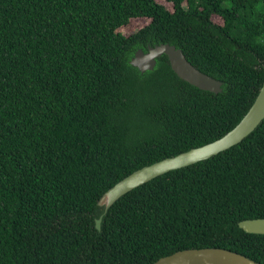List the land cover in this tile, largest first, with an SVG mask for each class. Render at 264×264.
I'll return each mask as SVG.
<instances>
[{
    "label": "trees",
    "instance_id": "1",
    "mask_svg": "<svg viewBox=\"0 0 264 264\" xmlns=\"http://www.w3.org/2000/svg\"><path fill=\"white\" fill-rule=\"evenodd\" d=\"M168 1L0 0V264H151L201 247L264 264V234L239 226L264 217V120L129 191L97 227L110 187L223 136L264 83V0ZM161 43L223 91L182 79L167 54L131 64Z\"/></svg>",
    "mask_w": 264,
    "mask_h": 264
},
{
    "label": "water",
    "instance_id": "2",
    "mask_svg": "<svg viewBox=\"0 0 264 264\" xmlns=\"http://www.w3.org/2000/svg\"><path fill=\"white\" fill-rule=\"evenodd\" d=\"M167 54L172 69L179 77L191 84L215 93L223 91V81L195 67L181 48L175 44L161 43L149 46L148 50L138 49L131 59V64L142 72L154 69L157 59ZM264 120V83L254 101L240 122L223 136L204 145L191 148L174 156L166 157L152 164L145 165L119 180L99 199L98 205L104 208L97 219V227L101 228L104 214L123 195L147 181L169 172L202 160H206L230 147L242 142ZM239 226L250 233L264 234V217L247 218L239 222ZM151 264H260L247 255L223 247L186 248L160 257Z\"/></svg>",
    "mask_w": 264,
    "mask_h": 264
},
{
    "label": "rangeland",
    "instance_id": "3",
    "mask_svg": "<svg viewBox=\"0 0 264 264\" xmlns=\"http://www.w3.org/2000/svg\"><path fill=\"white\" fill-rule=\"evenodd\" d=\"M158 1L165 4L167 7L173 9L172 3H170L168 0H158ZM213 19L214 21L218 23L221 22V18L219 16H214ZM149 22H150V18H145V17L144 18H134L130 21L129 24H127V26L123 27L122 31L126 35L131 34Z\"/></svg>",
    "mask_w": 264,
    "mask_h": 264
}]
</instances>
